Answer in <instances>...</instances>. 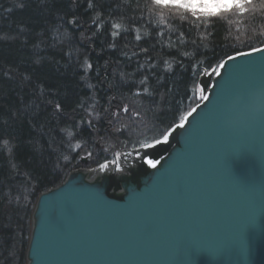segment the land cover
Wrapping results in <instances>:
<instances>
[{
    "label": "trees",
    "instance_id": "1",
    "mask_svg": "<svg viewBox=\"0 0 264 264\" xmlns=\"http://www.w3.org/2000/svg\"><path fill=\"white\" fill-rule=\"evenodd\" d=\"M90 2L93 8H88ZM143 2L0 0V264H26L30 217L40 193L61 184L73 169L99 166L159 136L200 102L193 87L203 68L264 46L258 36L264 24L259 9L255 19L246 17L243 24L222 22L191 32L187 22L170 19V31L155 18L149 23ZM241 2L239 7L202 14L256 8L257 0ZM73 19L79 27L69 23ZM118 22L130 30L122 29L113 38L111 24ZM181 24L183 43L176 35ZM136 28L140 41L134 38ZM157 28L164 37H158ZM208 31L212 36L200 42ZM110 42L117 48H108ZM147 46H153L152 69L140 53V47ZM85 62L93 68L87 69ZM137 62L145 68L138 71ZM144 76L148 79L141 84ZM144 89L153 95L136 94ZM56 103L62 104V112L55 111ZM125 106L127 114L113 116ZM122 127L124 134L118 131ZM4 140L14 146L11 152ZM85 157L87 162L82 161Z\"/></svg>",
    "mask_w": 264,
    "mask_h": 264
},
{
    "label": "water",
    "instance_id": "2",
    "mask_svg": "<svg viewBox=\"0 0 264 264\" xmlns=\"http://www.w3.org/2000/svg\"><path fill=\"white\" fill-rule=\"evenodd\" d=\"M232 56L168 144L37 196L26 264H264V54Z\"/></svg>",
    "mask_w": 264,
    "mask_h": 264
},
{
    "label": "snow or ice",
    "instance_id": "3",
    "mask_svg": "<svg viewBox=\"0 0 264 264\" xmlns=\"http://www.w3.org/2000/svg\"><path fill=\"white\" fill-rule=\"evenodd\" d=\"M193 0H183V3H175V2H170L168 5H165L163 3V0H144L143 2V8L146 10L148 17H149V23H151V18H155L156 24L158 26L162 25L165 28L169 29L170 31L173 29V26L169 24L170 19H178L181 22H187L191 27L188 29L189 32L192 31L193 28L195 29H200L204 28L205 30L210 29L215 27L216 23H222V22H227V24L231 25L233 23L237 22H242L245 23L246 20L245 18H251L255 19V13L257 12L256 9H259V11L264 14V4L260 3V0H257L256 3V8H250L249 11L246 12H241L239 9H234L232 11H227L219 15H206L202 14L201 12L195 10V8L192 6ZM94 5L93 3L88 4V8H93ZM240 18V19H237ZM134 19V18H133ZM141 20L144 19L143 16L140 17ZM70 24L73 26L79 27L80 25L78 24V21L76 19H73L69 21ZM111 31H110V36L115 38L121 35L120 30H124L125 32H128L130 29L125 28L123 23H113L111 24ZM179 31H177V41L180 43H183L184 38H185V31L183 29V25H180ZM157 35L158 37H164L165 32L162 30H159L157 28ZM135 40L140 41L141 40V35H140V29L136 28L135 29ZM145 35H148V33H145ZM212 36V32L208 31L207 35H201L199 37L200 42L207 41L209 37ZM258 36L261 38H264V24L260 25V31L258 32ZM264 42V41H262ZM194 46L199 48V45L196 40H193L191 42ZM173 45L170 41L169 37V44L168 47L171 48ZM207 46V45H205ZM108 48L110 49H116L117 44L115 42H110L107 45ZM150 47L153 46H147V47H140V53L144 54L146 59L149 61L147 67L149 69H152L154 66L150 63L153 57L150 54ZM253 53H260L264 54V47H257V46H252L251 51L247 53H238V55H251ZM126 55V54H125ZM134 55H136L134 53ZM184 56L189 55V53L185 52L183 53ZM236 56H228L227 60H220L216 63L215 67H209L203 68L202 69V74L204 75H220L221 70L225 69L226 65L228 64L229 61L234 62L236 60ZM130 59V58H129ZM162 63L167 65V69L171 70L172 69V64L168 63L166 60H162ZM86 63L87 69H92L93 65L91 63ZM179 66L182 67L183 64L182 62H178ZM145 64H140L137 62V70H141L145 68ZM159 77H157L158 79ZM148 77L144 76L143 79H141L140 83L144 84L147 81ZM194 80V77H193ZM91 87V86H90ZM147 93L150 97L153 95L151 92H149L148 89H144L143 91L137 90L136 94L137 95H144ZM193 94H198L199 98L201 100L207 101L209 99V96L206 94V86L202 84H194L193 87ZM199 104H197L196 107L190 108L187 112H185L183 115H180L179 117V122L178 123H173L172 125H169L167 129H164L160 131L159 136L154 137L151 141L149 140H144L142 143H140V148L143 150H154L157 148V146H162L166 145L170 142V138L174 136L175 133H177L181 129H185L186 125L189 124L190 117L194 116V113H197V109L199 108ZM55 111L60 113L62 112V104L61 103H56L55 106ZM123 111L125 114L129 112V108L127 106L123 107L121 110H118L117 112L113 113V116L118 117L119 112ZM137 115H139L137 113ZM105 123H108V121H105ZM87 124L89 126V130L92 128V122L87 121ZM120 134H124L126 132V128H121L118 130ZM5 146L9 148V151L11 152L13 149V145H10V142L8 140H4ZM77 147H80L78 144ZM121 155L120 153H117V156ZM148 152H145V157H147ZM88 156H91V153H88ZM67 159V157H65ZM144 163L149 165L151 168L156 169L157 166L160 164V160L158 159H153V158H145ZM100 169L102 170H107L109 165L107 163H102L99 165ZM119 171H123V168H119Z\"/></svg>",
    "mask_w": 264,
    "mask_h": 264
},
{
    "label": "rangeland",
    "instance_id": "4",
    "mask_svg": "<svg viewBox=\"0 0 264 264\" xmlns=\"http://www.w3.org/2000/svg\"><path fill=\"white\" fill-rule=\"evenodd\" d=\"M170 2L183 3V0H163L165 5H168ZM241 3V0H193L192 6L195 10L201 13L216 14L224 10H228L229 8L239 7L241 6ZM119 156L116 154L111 161H114L115 158Z\"/></svg>",
    "mask_w": 264,
    "mask_h": 264
}]
</instances>
